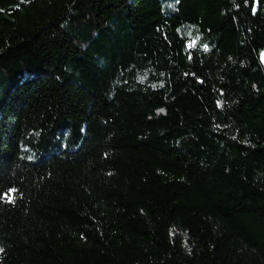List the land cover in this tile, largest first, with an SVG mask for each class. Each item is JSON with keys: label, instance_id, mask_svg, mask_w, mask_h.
Here are the masks:
<instances>
[{"label": "trees", "instance_id": "trees-1", "mask_svg": "<svg viewBox=\"0 0 264 264\" xmlns=\"http://www.w3.org/2000/svg\"><path fill=\"white\" fill-rule=\"evenodd\" d=\"M0 249L264 264V0H0Z\"/></svg>", "mask_w": 264, "mask_h": 264}, {"label": "snow or ice", "instance_id": "snow-or-ice-1", "mask_svg": "<svg viewBox=\"0 0 264 264\" xmlns=\"http://www.w3.org/2000/svg\"><path fill=\"white\" fill-rule=\"evenodd\" d=\"M15 190H12V192H14ZM9 199H10V202H11V200H12V196H11V193H9ZM3 251V249H0V252H2Z\"/></svg>", "mask_w": 264, "mask_h": 264}]
</instances>
